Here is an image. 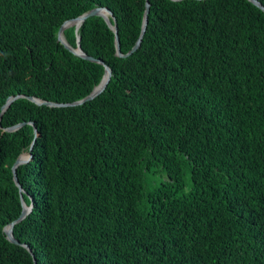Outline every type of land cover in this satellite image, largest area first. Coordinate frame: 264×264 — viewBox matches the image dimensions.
<instances>
[{
    "label": "trees",
    "instance_id": "trees-1",
    "mask_svg": "<svg viewBox=\"0 0 264 264\" xmlns=\"http://www.w3.org/2000/svg\"><path fill=\"white\" fill-rule=\"evenodd\" d=\"M149 1L128 58L102 17L64 31L112 78L52 108L27 97L75 103L105 75L58 42L64 22L109 8L126 55L146 0H0V264H264V12ZM23 201L32 252L5 233Z\"/></svg>",
    "mask_w": 264,
    "mask_h": 264
},
{
    "label": "water",
    "instance_id": "water-1",
    "mask_svg": "<svg viewBox=\"0 0 264 264\" xmlns=\"http://www.w3.org/2000/svg\"><path fill=\"white\" fill-rule=\"evenodd\" d=\"M173 1H181V0H173ZM202 1V0H200ZM251 3H253L255 6H257L258 8H260L263 12H264V5L261 4L258 0H248ZM149 10H150V1L146 0V14H145V18H144V23H143V27H142V32L141 35L137 41V43L135 44V46L126 54L124 55L121 52L120 49V39H119V31H118V27L116 24V19L113 15V12L109 9V8H95L79 17L73 18V19H69L67 21L64 22V24L61 26L60 30H59V34H58V42L61 43L63 46H65L66 49H68L70 52L74 53L75 55L91 61V62H95V63H99L101 65H103L105 67V75L101 81V83L93 90V92L86 97L85 99L75 102V103H71V104H61V103H53V102H47V101H41L39 99L33 98V97H27L29 100H31L32 102L42 106H48V107H52V108H62V107H72V106H80L85 104L88 101H92L95 98H97L98 96H100L105 89L107 88L111 78H112V69L111 67H109L107 64H105V62L96 59L92 56L87 55L85 52H83L81 45H80V37L77 36V48H73L72 45L68 42V40L65 38L64 36V31L72 26H75L76 28V32H78L79 28L84 24V22L91 18V17H95V16H99L104 18V20L107 22V24L109 25V27L115 32L116 34V46H117V56L122 57V58H128L129 56L133 55L141 46V42L142 39L144 37V34L146 32V28L148 25V14H149ZM111 18L113 19L114 23H112ZM22 96H15V97H11L8 99L7 103L5 104V106L2 109V114L9 108V106L16 101L18 98H20ZM23 125H25V123L19 124L15 127L12 128H8L6 129L9 132H15L17 130H19ZM32 125H34L32 123ZM1 122H0V128H1ZM35 133L37 134V129L35 128ZM32 150H33V145L30 149V152L27 155L26 158H24L23 156L25 154H23L21 157H19L16 162L14 163L13 167H12V171H13V175H14V180L15 183L17 185V187L20 190V194L22 196L23 193V188L19 182L18 176H17V169L20 165L22 164H27L29 163L33 156H32ZM33 209V204H31V206H27L26 203L23 201V212L20 215V217L14 221L13 223H11L6 229H5V233L7 235V238L10 242L17 244V245H21L23 247H25L27 250H29V252H32V250L29 248V246L22 244L21 242H19L15 236H14V226L16 224H18L19 222H21L22 220H24L32 211Z\"/></svg>",
    "mask_w": 264,
    "mask_h": 264
},
{
    "label": "bare ground",
    "instance_id": "bare-ground-1",
    "mask_svg": "<svg viewBox=\"0 0 264 264\" xmlns=\"http://www.w3.org/2000/svg\"><path fill=\"white\" fill-rule=\"evenodd\" d=\"M24 158H26V157H24Z\"/></svg>",
    "mask_w": 264,
    "mask_h": 264
}]
</instances>
